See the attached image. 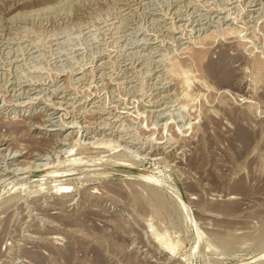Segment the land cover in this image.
<instances>
[{"label":"rangeland","instance_id":"1","mask_svg":"<svg viewBox=\"0 0 264 264\" xmlns=\"http://www.w3.org/2000/svg\"><path fill=\"white\" fill-rule=\"evenodd\" d=\"M0 264H264V0H0Z\"/></svg>","mask_w":264,"mask_h":264},{"label":"bare ground","instance_id":"2","mask_svg":"<svg viewBox=\"0 0 264 264\" xmlns=\"http://www.w3.org/2000/svg\"><path fill=\"white\" fill-rule=\"evenodd\" d=\"M175 71V70H174ZM173 73V72H172ZM169 74H171V72L169 73ZM185 90V89H184ZM188 94V93H187ZM184 98V97H183ZM181 106V105H180ZM180 128V127H179ZM102 144V143H101ZM104 145V144H103ZM106 146V145H105ZM104 148V147H103ZM69 152V151H68ZM12 156V155H11ZM78 156V155H77ZM77 159L76 158H73V162H75ZM159 160V159H158ZM19 161V160H18ZM64 163H65V161H64ZM81 163H82V161H81ZM132 163V162H131ZM137 163V162H136ZM135 163V164H136ZM43 164V163H42ZM50 164V163H49ZM134 164V165H135ZM27 165V164H26ZM40 165V164H39ZM38 165V166H39ZM48 165V164H47ZM70 165V164H69ZM133 165V164H132ZM35 166H36V164H35ZM41 166H43V165H41ZM131 167V166H130ZM134 167V166H133ZM37 168V167H36ZM40 168V167H39ZM117 168V167H116ZM129 168V167H128ZM132 168V167H131ZM27 169V168H26ZM16 172V171H15ZM48 174L47 175H51L53 172H47ZM45 175V174H44ZM41 177H39L38 178V180L36 179V183L38 182H42V181H44V182H42V183H45L46 182V179H47V177L48 176H43V175H40ZM129 175H125V177L127 178V179H130V180H127V181H130V182H133V181H135V183L136 182H140V183H146V182H150V184L151 183H157V182H159L158 181V179L159 178H157V179H155L153 176H151V175H147V174H141V173H138V176L137 177H128ZM126 178L124 179V180H126ZM160 180V179H159ZM32 181V180H31ZM26 182V181H25ZM161 182V181H160ZM32 183V182H31ZM134 183V182H133ZM162 183V182H161ZM4 184V183H3ZM10 184V183H9ZM15 184H16V182H15ZM40 184V183H39ZM149 184V185H150ZM11 185H13V184H11ZM146 185V184H145ZM148 185V184H147ZM152 186H153V184H151ZM156 185V184H155ZM5 186V185H4ZM18 186V185H17ZM157 186V185H156ZM145 187V186H144ZM149 187V186H148ZM57 188V187H56ZM60 188V187H59ZM151 188V187H150ZM156 188V187H155ZM9 189V188H8ZM64 189H66L67 190V188H65V187H63V190ZM157 189V188H156ZM66 190H64L65 192H66ZM161 190V189H160ZM157 191V190H156ZM172 193V192H171ZM170 195V194H169ZM185 204L182 200H181V204ZM176 204H180V203H178L177 201H176ZM186 205V204H185ZM185 205H182V206H180L181 207V209L182 210H184L185 212H187V208L185 207ZM190 211L191 210H189V215H190ZM190 220H191V223H193V221H192V217H191V215H190ZM148 226V225H147ZM150 227V226H149ZM197 228V227H196ZM194 229V228H193ZM160 234V233H159ZM154 235V234H153ZM156 236V235H155ZM154 236V237H155ZM163 238H165V237H162V236H158L156 239H157V241H158V244H160L161 245V248H162V251H164V252H171V251H173V250H175V248L169 243H166V240L164 241V239ZM154 239V238H153ZM155 241V240H154Z\"/></svg>","mask_w":264,"mask_h":264},{"label":"water","instance_id":"3","mask_svg":"<svg viewBox=\"0 0 264 264\" xmlns=\"http://www.w3.org/2000/svg\"><path fill=\"white\" fill-rule=\"evenodd\" d=\"M108 171L116 174H121V175H129L133 177H137L138 173L128 170V169H122V168H108Z\"/></svg>","mask_w":264,"mask_h":264}]
</instances>
